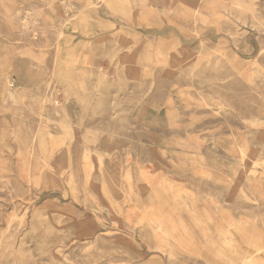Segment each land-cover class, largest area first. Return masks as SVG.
<instances>
[{
    "label": "rangeland",
    "instance_id": "1",
    "mask_svg": "<svg viewBox=\"0 0 264 264\" xmlns=\"http://www.w3.org/2000/svg\"><path fill=\"white\" fill-rule=\"evenodd\" d=\"M262 109L264 0H0V264H264Z\"/></svg>",
    "mask_w": 264,
    "mask_h": 264
},
{
    "label": "bare ground",
    "instance_id": "2",
    "mask_svg": "<svg viewBox=\"0 0 264 264\" xmlns=\"http://www.w3.org/2000/svg\"><path fill=\"white\" fill-rule=\"evenodd\" d=\"M23 94H24V92L22 93V95ZM262 105H263V103H262ZM262 111H264V110L262 109ZM258 120L261 122L262 125H264V114L259 116ZM260 137L264 143V129L262 130ZM242 151L244 152V154L246 156H250L253 153L252 151L250 154L246 153V151H247L246 149H242ZM257 180H259V177H257ZM217 227L221 232L220 234H222V236L224 237V242L226 244H228L230 246L231 250H233L234 252H237L236 249L234 248V242L236 240H238L239 236H249V234L244 229H242V226L236 227L235 223L229 217H226V216L224 217V221L221 224H219ZM177 232H178L177 230L173 231V230H170L167 228L165 229L162 227H160L158 229V234H160V236L163 240V244L166 246H169L170 248L181 245V241H180L181 235L178 234ZM258 238L255 237L253 240H251L250 244H252L254 246V248L260 252L261 246L259 244H261V240H260V238L259 239ZM172 250L173 249H171V251ZM213 250H215V248H213ZM220 255H221V253H220ZM227 262H229L228 264H254V262H250V261L248 262L246 260H242L239 262L227 260Z\"/></svg>",
    "mask_w": 264,
    "mask_h": 264
}]
</instances>
